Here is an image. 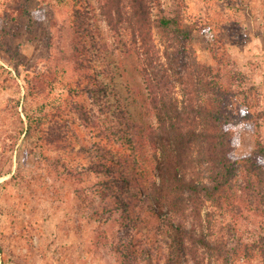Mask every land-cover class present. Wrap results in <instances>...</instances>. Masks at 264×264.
Here are the masks:
<instances>
[{"label":"rangeland","instance_id":"1","mask_svg":"<svg viewBox=\"0 0 264 264\" xmlns=\"http://www.w3.org/2000/svg\"><path fill=\"white\" fill-rule=\"evenodd\" d=\"M26 1L0 0V264H150L144 254L133 252L141 244L160 246L151 264H165L159 220L141 217L133 230L126 210L105 207L111 194L100 184L107 176L88 168V150L99 143L137 163L147 180L155 178L156 151L147 131L157 126V117L149 105L142 58L134 50L133 25L120 23L116 39L100 0H70L67 5L31 0L30 12L21 14L17 9H27ZM162 3L168 15L181 17L193 31L186 43L189 61L220 69L223 82L234 91L229 103L238 128L234 159L251 155L258 145L264 148V0ZM152 12L154 18L162 15L158 8ZM150 29L162 55L167 39L153 25ZM76 47L87 58L79 61L86 70L78 73L73 71ZM86 73L106 88L103 94H83L75 102L69 97L63 103L56 124L68 130L62 150L46 146L36 133L33 138L20 136L22 121L27 124L24 107L37 111L61 93L65 98L67 92L58 84L61 77ZM53 78L56 82L49 84ZM171 79L182 98L185 87L177 76ZM56 111L51 108L46 115ZM42 126L49 128L46 122ZM214 210L206 202L202 216L205 233L213 229L216 238L217 224L211 229L209 221ZM243 225L250 258L241 257L235 264H264L263 218L249 213ZM200 252L205 264H221L215 255ZM174 257L176 264L194 263L177 250Z\"/></svg>","mask_w":264,"mask_h":264},{"label":"trees","instance_id":"2","mask_svg":"<svg viewBox=\"0 0 264 264\" xmlns=\"http://www.w3.org/2000/svg\"><path fill=\"white\" fill-rule=\"evenodd\" d=\"M11 1L20 3V0ZM56 1L59 5L70 2ZM26 2L27 9L24 10L23 6L17 9L19 13L30 12L32 1ZM100 2L114 38L120 37L118 27L123 21L135 29L134 50L142 58L149 105L157 117V126L147 131L156 151L153 180H147V176L138 171L137 163L118 156L106 145L98 143L88 150L89 171L107 176L100 184L105 193L111 194L105 200V207L112 212L114 208L126 210L133 230L138 228L141 217L150 219L154 215L161 226L157 234L161 233L166 243L165 264H176V250L180 257L185 256L193 264H205L201 250L215 255L221 264H235L241 257L249 260L251 246L244 242L248 231L243 224L252 212L264 222V148L258 145L251 155L234 159L238 128L234 123L236 113L229 105L230 98L235 96L233 89L223 82L220 69L215 71L213 66L203 65L196 59L189 61L186 43L192 39L193 31L181 17L168 15L162 0ZM157 8L162 15L154 18L152 11ZM152 25L167 39L162 41L165 48L162 55L154 43ZM72 58L77 61L75 73L84 69L79 61L87 60L86 52L76 47ZM63 72L69 70L64 68ZM174 76L185 87L182 98L175 94L171 79ZM53 82L56 79L48 83ZM58 84L67 96L63 98L61 93L43 103L37 111L24 107L27 124L25 127L22 121L20 136L33 138L36 133L37 139L44 140L46 146L62 150L68 130L62 124H56L62 119L63 103L69 97L75 102L83 94H103L106 85L95 76L91 80L88 73L77 78L61 77ZM74 106L81 105L75 103ZM47 107L57 111L46 115ZM77 110L86 114L82 106ZM54 117L57 119L53 120ZM45 122L49 125L47 129L42 126ZM206 202L215 208L209 221L210 228L217 224L216 238L211 235L214 233L212 228L208 235L204 231L202 208ZM145 206L148 209L143 212ZM168 247L170 252L166 253ZM160 249V246L153 249L141 244L133 252L144 254L151 264ZM260 256L264 262V238L260 243Z\"/></svg>","mask_w":264,"mask_h":264}]
</instances>
